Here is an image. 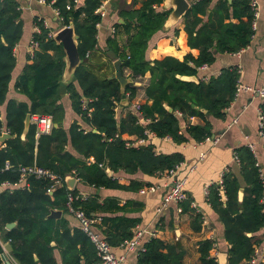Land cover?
Masks as SVG:
<instances>
[{"label": "trees", "instance_id": "obj_1", "mask_svg": "<svg viewBox=\"0 0 264 264\" xmlns=\"http://www.w3.org/2000/svg\"><path fill=\"white\" fill-rule=\"evenodd\" d=\"M102 1L81 0L74 5V0H46L58 10V18L64 25H74L83 63L75 71V80L64 85L66 54L63 45L56 42L43 19L36 18L40 32H34L33 39L39 47L15 83L16 90L29 101L8 99L16 66L14 49L22 38L24 26L18 2H0V106L6 103L0 130L5 126L12 134V138L4 142L5 147L0 148V231L6 229L7 224L16 222V226L8 230L6 239L12 245L11 255L18 264L98 263L100 258L95 243L81 224L72 226L68 218L73 215L77 219L68 207V194L77 195L79 190L77 187L68 189L66 176L73 175L96 188L137 192L152 183L132 179L128 185L120 184L107 169L158 176L175 168L185 156L181 151L158 153L151 141L127 146L122 134L148 139V133H153L160 138L170 137L179 145L201 142L214 134L210 117L224 119L236 98L240 79L238 66L225 67L220 74L207 80L200 78L199 82L181 76H198L200 67L215 63L217 53H238L252 43L256 10L251 0L194 1L183 20L188 45L199 49V55L187 54L183 60L164 53L167 38L154 47L156 50L149 52L150 41L164 31L172 11V8L162 6L165 0H143L139 8H122L119 13L122 20L115 21L116 31L108 37L105 53L113 50L123 61V71L129 69L130 77L151 72L145 89L151 103L141 104L139 110L130 106L123 118L117 117V104L122 99L119 81L108 75L100 76L85 64L88 52L98 44L97 24L102 18L96 10ZM121 34L125 35L123 44L118 40ZM174 34H179L178 27ZM126 92L131 101L137 94V87L129 84ZM65 95L69 96L73 112L85 125L76 119L66 128ZM260 110L264 114V100ZM28 113L51 115L58 126L50 134L37 137L36 127L31 124L23 139ZM192 116L201 118L203 123L184 126V121ZM235 155L245 186L235 173L226 171L222 183L209 186L207 196L224 224L225 239L230 245L228 264L249 263L256 246L264 239L261 168L250 146L235 147ZM7 161L10 163L8 169ZM33 164L54 172L62 184L52 190L53 181L31 175L19 188H1L5 181L19 180V166ZM242 187L244 195L240 201ZM100 198L99 194H94L84 200H75L72 205L75 209H84L89 216H102V222L94 224L93 229L100 232L114 249L135 236L141 218L129 214L143 207V203L134 199L123 203L117 197H106L102 201ZM182 207L183 211L194 212L192 227L199 231L202 214L191 210L189 200L182 203ZM54 209L63 212L60 218L48 217ZM144 243L145 250L137 255L136 264H185V252L179 243L165 242L158 237L144 240ZM214 244L213 238L200 242L201 264H219V260L210 254ZM56 250L60 252V263ZM3 252L0 243V264H4Z\"/></svg>", "mask_w": 264, "mask_h": 264}, {"label": "crops", "instance_id": "obj_2", "mask_svg": "<svg viewBox=\"0 0 264 264\" xmlns=\"http://www.w3.org/2000/svg\"><path fill=\"white\" fill-rule=\"evenodd\" d=\"M1 1L2 0H0V2ZM16 1L19 4L24 30L21 40L14 49L16 66L12 72V81L10 83L8 99L13 98L19 101H29L26 95L16 90L15 83L19 75L22 73L24 66L27 63L32 62L30 58L34 55V53L30 47V41L32 40L33 33L36 30L35 20L38 18L47 21L53 37L57 31L62 28V25L58 21V13L52 5L41 3L38 0ZM107 1L106 16L101 20L100 25L98 26L97 47L93 51L89 52L86 59L88 62V68L90 67L91 69L99 70L100 73H108L110 70V64L114 61L113 58L111 59L109 52L106 54L105 51L108 49V37L113 34L112 28L114 23L120 19V10L128 6L139 8L143 3V0ZM188 1L192 5V3L197 0ZM120 2L125 5H121ZM162 6L165 7V1ZM255 22V34L252 38V43L247 48L242 49L238 53H217L215 63L213 65L200 67L197 77L199 79L209 78L210 76L220 74L221 70L225 67L240 66L242 68L240 80L244 85L253 86L256 89L264 87V0H258ZM177 27L179 28V34L175 36L174 30ZM120 37H125V35H119V41ZM165 38L168 39L163 46V50L166 55H172L180 60H183L187 54L198 57L199 49L191 48L188 45V35L184 29L183 18L171 27L165 26L164 31L154 36L150 41L149 52L151 53L156 50L154 47ZM108 76H111V74L108 73ZM150 78V71H148L144 76L134 78L133 85L137 87V94L131 101L128 97L130 102L129 106H121L120 103L117 104L118 118L125 117L130 111V106L133 110H137L134 107L135 104H143L148 101L145 89L149 85ZM71 80L74 81L75 78L72 77ZM62 83L64 85L68 83L65 75H63ZM68 97V95H65L63 101L66 109L64 125L68 128L76 119L85 125L81 117L76 116L73 112ZM263 100L264 98L256 93L248 90H242L228 107L226 117L224 119H213L210 117L213 123L214 131L212 138H218L216 144L212 141H206L203 143L189 141L179 145L167 137L160 138L159 143L156 144L155 138L157 136L149 137L148 141H151V143L154 144L155 150L158 153L181 151L184 154L185 160L179 164L176 176L186 179V192L189 199L197 203L196 208H192L190 206L191 210H195L196 212L202 214L203 223L199 231H195L192 227L194 217V212L192 211H183L180 213L178 211V207L172 204L162 213L157 212V208L160 206L166 193V185L170 184L172 181L166 172L159 174L158 176H149L142 172L129 174L123 170L118 172L112 171L111 174H109L111 176L113 175L117 178L120 184L124 185L130 184L132 179L150 182L152 183L150 185L158 186L157 190L154 192L141 193L140 190L137 192H130L120 189H106L104 187L96 188L94 186L84 184L79 180L76 181L75 187L78 188L80 193L86 194L87 196L99 194L101 196V201L106 197H117L123 203L127 199H134L142 202L143 207L136 208L138 209L137 211H133L129 214V216L141 218V222L136 226L135 232L138 231V229H145L146 232L144 234V240L152 237H158L165 242L179 243L185 252V264H201L199 244L207 238H213L215 241L214 246L216 248H213L210 254L215 256L216 252H219V257L221 253H226L227 258L224 264H228V249L230 245L225 239L224 224L220 220L219 215L208 202V194L206 191L210 185L219 183L222 179V175L226 171H232L235 173V175L240 179L242 186H245L244 179L241 175L240 164L237 162L235 157V147L242 144H246L250 147L252 145L251 148L254 151L261 171L264 174V139L259 136V120L261 113L260 104ZM148 102L151 103V101ZM5 107L6 103L0 106L2 111V121H4L3 114L5 112ZM234 118H238V123L231 128H228V124ZM202 123L203 120L201 118L192 116L188 117L187 120L184 121V126L186 124ZM121 137L125 140H138L137 135L129 133H124ZM153 140L155 141L153 142ZM202 152L207 153L204 159H200ZM239 198H241L240 193ZM242 199L243 198H241L240 201H242ZM68 218L72 226H78L80 224L79 220H77L73 215H68ZM8 230L10 229L6 226V229L0 231V243L3 247L8 243L6 239ZM260 246H264V239ZM114 251L117 254L127 255V260L124 264H136V252H131L126 247L121 245L114 248ZM55 254L60 263V252L56 250ZM218 257L217 259L219 260L220 257ZM4 264H6L5 261ZM242 264L250 263L244 262ZM261 264H264V261H262Z\"/></svg>", "mask_w": 264, "mask_h": 264}, {"label": "built area", "instance_id": "obj_3", "mask_svg": "<svg viewBox=\"0 0 264 264\" xmlns=\"http://www.w3.org/2000/svg\"><path fill=\"white\" fill-rule=\"evenodd\" d=\"M38 1L41 3H47L46 0H38ZM80 1L81 0H74L73 4L76 5ZM107 3H108L107 0H103L102 3L100 4V6L96 10V13L100 14L102 19L106 16V13H107V7H106ZM251 4L256 10L255 14H257L258 0H251ZM68 7L70 8L71 5H69ZM56 12L58 13V10H56ZM40 20H42V19H40ZM43 21H44L45 26L49 27L47 21H45L44 19H43ZM99 25H100V22L97 24V26H99ZM254 28H256V22L255 21H254ZM112 31H113V33L116 31L115 26H113ZM35 32H40V28L37 25H36ZM51 35H52V33H51ZM30 47H31L33 53L39 47V43L36 40H34L33 37H32V40L30 41ZM88 54H89V52H88ZM204 66H207V65H204ZM238 68H239L240 76H241L242 68L240 66H238ZM124 74H125V76L130 77L129 76V74H130L129 69L124 70ZM131 78L133 79L132 84H134V78L133 77H131ZM205 79H208V78H205ZM242 90L243 91L244 90L251 91L253 93L258 94L262 98H264V87L256 89L253 86L244 85L241 82V80L239 79V82L237 84L236 97L240 94V92ZM127 97H129V93H127ZM134 107H135V109L139 110L141 107V104L137 103V104H135ZM179 115H180V113H179ZM0 120L2 121L1 115H0ZM237 123H238V118H234L232 121H230V123L228 124L227 127L231 128L232 126H234ZM32 124H34L36 127V136L37 137H39L40 135H43V134H50L55 127V122L53 120V117L51 115H47V114H32ZM6 133H11V132L8 128H6L4 126L0 130V137ZM148 135H149V137L155 136L153 133H148ZM259 136L264 139V114L262 112L260 113V120H259ZM167 138H170V137H167ZM148 140H149V138L148 139L140 138L136 141L126 140V145L127 146H139L141 144H145ZM206 141L207 142L212 141L214 144H216L218 141V138L217 137L212 138V136H208L205 138V140H203L199 143H203ZM1 147H5V144L3 141L0 140V148ZM251 147H252V145H251ZM206 155H207L206 152H202L200 159H204L206 157ZM235 157H236L237 162H239L236 155H235ZM258 166H259V164H258ZM178 167H179V164L175 168L166 171V174H168V177L171 178L172 181L170 184L166 185L167 190H166V193L163 197V200H162L160 206L157 208L158 213H162L163 211L168 209L170 207V205H172V204L176 205L178 207V211L181 213V212H183L182 203H184L185 201H188V200L190 201V206L192 208L197 207V203L194 201H191L189 199L187 192H186V179L185 178H179L176 176V171H177ZM6 168L7 169L10 168V163L8 161L6 162ZM19 171H20V178L17 182L11 183V182L5 181L1 184V188L21 187L23 184H25L27 177L31 176V175H34L37 178H46V179L53 181V185L51 186L52 190L57 188L58 186H60L62 184V180L54 172H52L49 169H45L43 167H40L37 164H33V165H29V166H19ZM261 175H262L263 182H264V174L262 173V171H261ZM222 177H223V175H222ZM77 180H79V178H77ZM219 183H222V179ZM157 188H158V186H155V185H146L140 189V192L141 193L154 192L157 190ZM206 193L208 194V190L206 191ZM221 195H222V199L225 200L226 196L224 195V192L222 189H221ZM86 198H87L86 194L79 192V194L75 195L72 192H70L68 194V207L70 208V211L73 212V214L80 221V224H81L83 230L91 237L92 241L96 245L100 261L98 263H95V264H124L125 261L127 260V255L115 253L111 244L105 238H103L101 236L100 232L93 229L94 224H100L102 222V216H99V215L98 216H89L84 209H82V208L75 209L73 207L72 204L75 200H78V199L84 200ZM262 202L264 204V191H263V196H262ZM263 211H264V209H263ZM145 232H146L145 229H138V231L135 232V236L130 240L124 241L121 244V246L126 247L131 252H136V254L138 255L141 251L145 250V243H144ZM215 248L216 247L214 246V249ZM4 251H5V249H4ZM218 254H219V252H216V255L214 257L217 258ZM10 260H11L12 264H18L16 262V260L12 257V255H10ZM262 261H264V246H262V247L256 246L255 254L251 258L249 263L250 264H261Z\"/></svg>", "mask_w": 264, "mask_h": 264}, {"label": "water", "instance_id": "obj_4", "mask_svg": "<svg viewBox=\"0 0 264 264\" xmlns=\"http://www.w3.org/2000/svg\"><path fill=\"white\" fill-rule=\"evenodd\" d=\"M231 1V0H230ZM165 7L166 8H172L171 13L169 14V17L165 23V26L171 27L179 22L180 19H182L187 11L190 9L191 4L188 0H165ZM60 24L62 25V28L57 31V33L54 35V39L57 43L62 44L64 51H65V61H66V68L64 71L65 78L67 79L68 83L71 82L72 77L75 75L76 69L83 63V59L80 56L79 49H78V40L79 35L75 31V27L73 24L64 25L63 21L59 18H57ZM109 55L111 58L114 59V73L110 76V78H115L119 81L120 87H121V94L122 99L120 102L121 106H129L130 102L127 97V86L129 84L133 83V79L131 77H127L124 74L123 71V61L116 56V53L113 50L109 51ZM185 80L199 82L200 79L195 76H181ZM172 110V108H169ZM32 124V114L28 113L25 119V127L24 131L22 133V138L25 139L30 127ZM58 125L55 123V127ZM97 131V130H95ZM12 138L11 133H6L3 136L0 137L1 141H5L7 139ZM156 140V141H155ZM155 141L156 144L159 143L160 137H156ZM108 174H111L112 170L110 168L107 169ZM77 181V177L73 175H68L65 178V182L67 184V187L69 190H73L75 188V183ZM244 189H240V197L243 198ZM240 198V199H241ZM63 212L61 210H52L49 214V218H60L62 216ZM8 229H12L16 226V222H12L6 225ZM250 235V234H249ZM4 253H2L1 258L6 262V264H12L10 260V255L12 252V245L10 242H8L6 245H4ZM220 257V258H219ZM219 263L224 264L227 258L226 253H221L219 255Z\"/></svg>", "mask_w": 264, "mask_h": 264}, {"label": "rangeland", "instance_id": "obj_5", "mask_svg": "<svg viewBox=\"0 0 264 264\" xmlns=\"http://www.w3.org/2000/svg\"><path fill=\"white\" fill-rule=\"evenodd\" d=\"M120 4H121V2H120ZM121 5H125V4L122 3ZM124 41H125V37H120V43L123 44ZM111 59H112V58H111ZM113 62H114V61H113ZM85 64H86V66L88 65L87 60H86V63H85ZM89 69H90L91 71L95 72L96 74L100 75V76L108 75V73L112 75V74L114 73V64H113V63L110 64V70H109L108 73H100L99 70L91 69L90 67H89Z\"/></svg>", "mask_w": 264, "mask_h": 264}]
</instances>
